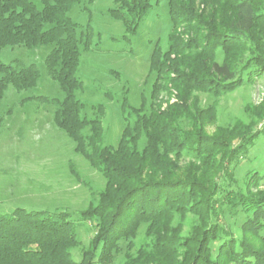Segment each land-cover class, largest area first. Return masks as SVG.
Wrapping results in <instances>:
<instances>
[{
  "label": "trees",
  "instance_id": "16d2710c",
  "mask_svg": "<svg viewBox=\"0 0 264 264\" xmlns=\"http://www.w3.org/2000/svg\"><path fill=\"white\" fill-rule=\"evenodd\" d=\"M79 1L0 0V52L53 46L44 69L63 98L28 97L21 103L36 100L54 105V124L105 179L100 203L79 216L93 224L92 236L81 260L75 262L71 251L79 241L76 222L68 212L18 208L0 216V264H111L121 242H128V251L134 248L132 239L141 225H146L151 240L134 255L125 253L123 264H264V174L247 171L241 186L229 170L249 153L255 140L264 137V126L237 124L208 136L202 112L189 110L192 91L220 96L261 75L264 0H169L173 30L165 51L159 46L153 49L150 71L156 73L152 96L161 89L162 80L169 95L174 90L176 102L137 114L125 124L115 148L103 144L101 121L81 116L85 106L75 98L82 88L76 77L79 48L87 46L88 34L67 14ZM113 1L121 7L112 17L127 34L135 35L160 0ZM180 26L184 28L177 31ZM219 54L221 63L216 61ZM40 79L41 72L32 63L0 60V99L8 86L27 91ZM181 119L189 122L187 130ZM140 141H144L141 150ZM184 156L192 161L177 174ZM187 213L197 217L199 227L186 239L173 237L172 220ZM239 213L242 234L236 237L224 218ZM177 254H182L180 261L173 258Z\"/></svg>",
  "mask_w": 264,
  "mask_h": 264
},
{
  "label": "rangeland",
  "instance_id": "374dc122",
  "mask_svg": "<svg viewBox=\"0 0 264 264\" xmlns=\"http://www.w3.org/2000/svg\"><path fill=\"white\" fill-rule=\"evenodd\" d=\"M168 2H154L135 35L127 34L122 23L112 17L111 13L121 7L113 0H80L67 14L79 30L86 29L88 34L87 46L79 48L76 77L82 88L75 92V98L85 106L81 116L101 121L104 145L115 148L125 124L132 123L137 114L149 113L157 107L163 110L176 102L174 90L169 95L162 80L158 82L161 89L152 96L156 73L150 71V56L156 46L166 50L168 35L173 30ZM124 37L128 40L122 41ZM52 47L42 45L28 50L19 46L0 52L3 63L19 59L36 65L41 72L35 88L17 92L8 86L0 99V216H7L18 208L26 212H68L76 222L79 241L71 256L79 262L94 228L90 221H80L79 216L82 212L89 214L100 203L105 179L76 151L72 139L54 124V105L36 100L21 103L28 97L63 98L59 86L44 69V60ZM222 60L219 54L216 61ZM189 106L192 114L201 111L204 115L203 129L208 136L237 124L261 129L264 126V68L253 82L243 83L220 96L192 91ZM9 109L11 113L6 114ZM181 121L187 130L189 122ZM87 132L88 129L84 131ZM143 146L144 141H140L138 148L141 150ZM190 161L184 156L178 162L177 174L185 171ZM229 170L241 186L247 171L264 174V137L255 140L249 153L233 162ZM242 220L241 214L224 218L236 237L242 234ZM196 227L199 224L194 214L175 216L170 224L171 235L186 239ZM149 240L146 225L139 226L132 239L134 248L128 251V242H121L111 264H123L125 253L134 255ZM181 255L173 258L180 261ZM211 257L214 258V253Z\"/></svg>",
  "mask_w": 264,
  "mask_h": 264
}]
</instances>
